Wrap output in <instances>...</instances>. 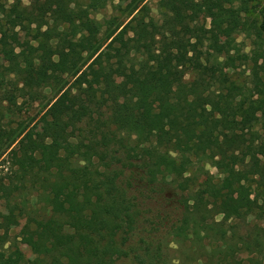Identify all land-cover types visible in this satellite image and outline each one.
<instances>
[{
	"label": "trees",
	"instance_id": "obj_1",
	"mask_svg": "<svg viewBox=\"0 0 264 264\" xmlns=\"http://www.w3.org/2000/svg\"><path fill=\"white\" fill-rule=\"evenodd\" d=\"M107 1L0 0V264H264V48L234 37L257 0H159L158 19L120 0L98 20ZM31 197L26 257L5 223Z\"/></svg>",
	"mask_w": 264,
	"mask_h": 264
},
{
	"label": "rangeland",
	"instance_id": "obj_2",
	"mask_svg": "<svg viewBox=\"0 0 264 264\" xmlns=\"http://www.w3.org/2000/svg\"><path fill=\"white\" fill-rule=\"evenodd\" d=\"M158 1L159 0L141 1V4H145L148 6V14L154 19H158L160 16ZM129 9L130 5L126 1L122 2L120 0H108L106 5L101 8L98 12H96L94 16L98 20H102L110 16H118L119 18L124 19L127 13L129 12ZM244 17L247 21L248 28L247 30L236 34L234 37L235 42L241 47V50L251 55L252 51L254 49H257L258 46H262V48H264V32H261V39H259L256 34L257 31L260 30L259 24L261 23L262 18H264V0H257L253 2L248 12L244 13ZM200 22L205 23L206 26L209 25L208 19L201 18ZM20 33L22 37L21 40L23 46L26 44L27 41L35 43V39L31 34H26L25 32ZM218 45L220 46L222 55H224L225 50H227L228 48L227 43L225 41V35H219ZM203 65V59L191 60L187 67L186 80H191L195 76L196 72L203 67ZM249 65L250 63L237 65L236 68L230 71L231 78L236 79L242 83L246 82L248 80ZM83 70H86V66L83 68ZM38 110L39 105L37 103H33L31 106L23 104L21 117H16V119H25V117L34 116L35 120L33 123H35L37 118L39 117V115H37ZM202 164L209 171V173L213 174L216 177L219 176L217 169L210 163L203 162ZM2 166L5 167L2 174L7 169H10L8 163H3L1 167ZM250 184L252 187L253 196L256 195L261 198L264 195V182H260L259 179L254 176L251 178ZM44 212L45 211L41 208V204L37 203L34 197H31L30 201L28 202L27 211L21 214L17 212L14 215L8 216L6 218L5 223V228H7L8 232V241L6 245L9 246L10 249L22 251L24 252L26 257H30V243L32 239L26 232V229L28 228V226L31 225L33 218L41 216L42 214H44ZM165 248L169 258L175 263L182 260V258L184 257V252L186 251V246H180L175 242H170ZM246 257V254H241L238 257V260L245 261ZM190 263H192V261Z\"/></svg>",
	"mask_w": 264,
	"mask_h": 264
}]
</instances>
